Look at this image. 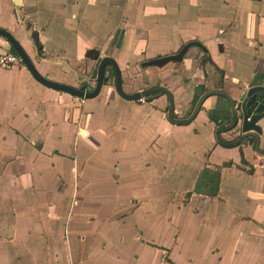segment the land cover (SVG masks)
I'll use <instances>...</instances> for the list:
<instances>
[{
  "label": "crops",
  "instance_id": "crops-1",
  "mask_svg": "<svg viewBox=\"0 0 264 264\" xmlns=\"http://www.w3.org/2000/svg\"><path fill=\"white\" fill-rule=\"evenodd\" d=\"M20 2L0 0V27L55 81L66 82L57 59L95 46L150 59L197 41L204 49L189 48L172 76L160 75L175 106L192 85L199 96L221 89L235 105L264 85V0ZM0 48L12 52L1 36ZM121 98L48 88L22 61L0 68V264H264V155L248 140L216 141L227 100L209 96L177 125L165 94ZM204 169L219 170L216 195L195 191ZM156 218L174 225V247L147 233Z\"/></svg>",
  "mask_w": 264,
  "mask_h": 264
},
{
  "label": "water",
  "instance_id": "water-1",
  "mask_svg": "<svg viewBox=\"0 0 264 264\" xmlns=\"http://www.w3.org/2000/svg\"><path fill=\"white\" fill-rule=\"evenodd\" d=\"M15 6H19L21 4L20 0H13ZM0 36L3 37L10 46L14 49V51L19 55L21 61L25 65L26 69L32 75V77L41 83L42 85L52 88L54 90H58L60 92L68 93L72 96L78 98H93L98 95L102 86L104 85V73H105V66L111 64L115 71V81H114V89L116 93L122 97L123 99L129 101H141L144 98H147L154 92H158V94H166L169 97L167 110V118L168 120L177 125L187 124L192 121L198 112L201 109V106L205 99L209 96H222L227 100L229 108L226 109L224 113L228 116L226 121H219L217 122V126L215 129V138L216 141L223 146H237L246 138H253L254 141L252 143L253 148L258 153L264 155V151H262L259 147L260 141V134L262 133V127L259 124V121L264 118V103L261 101L260 96L264 95V85H253L249 87L246 91V95L241 103L235 105V102L231 100L223 90L221 89H212L206 90L203 92L199 98L197 99L194 109L192 113L185 119H177L174 117V99L173 94L168 87L165 86H151L147 89H141L139 91L133 93H127L124 91L122 86V76L119 64L117 63L116 59L110 55H106L101 58L98 67H97V77H96V85L94 87L88 86L84 88L83 86L75 87L73 85L58 82L51 79L49 76L42 75L35 65L33 64L30 57L27 55L26 51L19 43V41L9 32L7 29L0 27ZM192 46H199L202 49L203 46L201 43L197 41H189L182 45L178 51L160 55L157 57H153L147 59L140 63L142 67L145 66H156V67H163L164 65L170 62H181L187 52V50ZM7 53L6 50L0 48V54ZM65 65L69 66V64L65 60H57ZM260 99V100H259ZM240 107L241 110V117L238 118V109ZM222 112V111H221ZM231 117L232 121L228 125H222L221 122H227ZM236 127H239L240 131L242 132L240 137L236 141L228 142L227 140L221 137L222 133L230 132Z\"/></svg>",
  "mask_w": 264,
  "mask_h": 264
},
{
  "label": "rangeland",
  "instance_id": "rangeland-1",
  "mask_svg": "<svg viewBox=\"0 0 264 264\" xmlns=\"http://www.w3.org/2000/svg\"><path fill=\"white\" fill-rule=\"evenodd\" d=\"M119 31H120V27L118 28L117 33L115 34L114 44H116V37L119 36L120 34ZM193 47L194 46L190 47V49H192ZM90 49L91 50H89L87 53L83 52V54L78 59H73V61H69L67 59H57V60L68 61L70 67L73 70H75L77 75L79 77L87 78L91 86H94V79L96 76L97 62L94 60V56L96 54L99 56V59H101L102 57L106 55H111V54H112L111 56H113L116 59L117 63L119 64L120 70H121L122 86H123L124 91L127 93H133L141 89H147L151 86L157 85L159 84L161 80L160 75L163 72L169 71V76H172L174 72L173 70L174 66L172 67L171 63H168L164 65L163 67H156V66L142 67L140 63L148 59L147 57L129 58L128 55L125 54L124 60L117 59L116 52L118 48H116L115 45H109L108 47L104 45L99 46V47L95 46ZM166 54H170V53H166ZM190 54L191 52L189 53V55ZM160 55H165V53L154 55L153 57H157ZM44 56L45 55H43V57ZM181 63H183V60L181 61ZM61 67H62V73L64 74V77H65L64 79L66 80L65 83L73 85L75 87H79V85L77 84L75 80V75L71 71V69H69V67H67L64 63H61ZM106 74H107V79L104 82V85L102 86L100 91H104L105 93L107 92L115 93L116 91L114 89V81H113V78L111 77L112 73L110 71H107ZM187 81L188 80H185L182 82L185 83ZM166 87L168 86L166 85ZM169 89L171 90V88ZM204 90H207V88H205ZM189 92H190L189 97L184 98L185 100L178 103L177 106H175L174 104L175 109L177 108L179 110L178 112H175V116H174L177 119L187 118L191 114L195 106V103L199 97V94H200L199 90L196 89V87H194L193 85L189 88ZM153 96L155 95L153 94L150 95V97H153ZM121 101H125V100L121 98ZM144 101H146L145 98L142 99L141 102H144ZM167 104L168 102L166 101L164 104L166 108H167ZM235 133H236L235 129H233L232 134H235ZM152 217L155 218V215H152ZM174 229H175L174 225L168 219H165V220L162 219L161 221H159L156 218V222H153L151 225H149L146 231L150 235H154L153 238L157 241V243H160V244L163 243L164 246L173 245L174 247V239H175V235L173 232ZM190 243H191L190 239L188 238L182 239L179 247L180 248L188 247Z\"/></svg>",
  "mask_w": 264,
  "mask_h": 264
},
{
  "label": "trees",
  "instance_id": "trees-1",
  "mask_svg": "<svg viewBox=\"0 0 264 264\" xmlns=\"http://www.w3.org/2000/svg\"><path fill=\"white\" fill-rule=\"evenodd\" d=\"M10 49L12 52L16 53L12 47ZM155 93L156 92L152 94ZM150 98L151 97L148 96L147 98H145V100L149 101ZM240 156L242 162L245 163L242 151H240ZM218 181H219V170L210 171L208 169H204L199 175V180L196 183L195 191L207 195H216L218 192Z\"/></svg>",
  "mask_w": 264,
  "mask_h": 264
},
{
  "label": "flooded vegetation",
  "instance_id": "flooded-vegetation-1",
  "mask_svg": "<svg viewBox=\"0 0 264 264\" xmlns=\"http://www.w3.org/2000/svg\"><path fill=\"white\" fill-rule=\"evenodd\" d=\"M179 50V49H178ZM177 50V51H178ZM97 53V52H96ZM97 55V54H96ZM94 56V60L97 62V67H98V64H99V62H100V60L101 59H99V56L97 55V56ZM111 56V55H110ZM170 63H174V62H170ZM177 63H180V62H177ZM107 71H110L111 73H112V78H113V81H115V71H114V68H113V66L111 65V64H108V65H106L105 66V73H104V81H103V83L106 81V79H107ZM96 77H97V68H96V76H95V79H94V86L96 85ZM75 80H76V82H77V84L79 85V86H83L84 88H87L88 86H91L90 85V82L88 81V79L87 78H84V77H79L78 75L75 77ZM94 86H91V87H94ZM157 86H165V85H161L160 84V82H159V84H157ZM166 87V86H165ZM203 92H205V91H203ZM158 94V92H156L155 94H153V95H157ZM202 94V93H201ZM166 95V94H165ZM246 95V94H245ZM245 95H244V97H245ZM244 97H243V99H244ZM166 98H167V102L169 101V97L166 95ZM199 98V97H198ZM260 98H261V101H263V103H264V95L262 94L261 96H260ZM174 99V98H173ZM242 99V100H243ZM241 100V101H242ZM260 100V99H259ZM241 101L239 102V103H241ZM167 106H168V104H167ZM194 109V108H193ZM193 111V110H192ZM192 113V112H191ZM174 116H175V111H174ZM241 117V110H240V107H239V109H238V118H240ZM232 118L233 117H231L227 122H225V123H223V122H221V124L222 125H228L231 121H232ZM185 119V118H184ZM218 127V126H217ZM236 128H238L237 129V131L239 132L238 133V135L235 137V138H233L231 141H228V142H232V141H236L239 137H240V135H241V131H240V129H239V127H236ZM254 141V139L253 138H246L245 140H248V142L249 143H253L252 141ZM244 141V140H243Z\"/></svg>",
  "mask_w": 264,
  "mask_h": 264
},
{
  "label": "built area",
  "instance_id": "built-area-1",
  "mask_svg": "<svg viewBox=\"0 0 264 264\" xmlns=\"http://www.w3.org/2000/svg\"><path fill=\"white\" fill-rule=\"evenodd\" d=\"M20 63L21 59L17 53L7 52L5 54H0V68L10 69Z\"/></svg>",
  "mask_w": 264,
  "mask_h": 264
}]
</instances>
